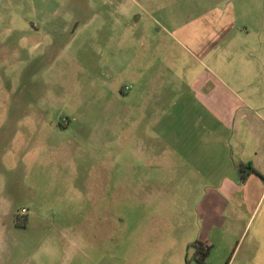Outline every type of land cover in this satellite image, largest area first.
Segmentation results:
<instances>
[{
	"label": "rangeland",
	"instance_id": "374dc122",
	"mask_svg": "<svg viewBox=\"0 0 264 264\" xmlns=\"http://www.w3.org/2000/svg\"><path fill=\"white\" fill-rule=\"evenodd\" d=\"M200 16L214 21L204 51L221 58L212 31L229 18L247 34L244 61L257 64L264 0H0V258L193 264L199 201L142 147L161 141L154 99L141 118L159 87L172 109L220 64L193 52ZM234 243L210 262L242 264L249 242Z\"/></svg>",
	"mask_w": 264,
	"mask_h": 264
},
{
	"label": "crops",
	"instance_id": "0c3cea01",
	"mask_svg": "<svg viewBox=\"0 0 264 264\" xmlns=\"http://www.w3.org/2000/svg\"><path fill=\"white\" fill-rule=\"evenodd\" d=\"M201 16L191 21L193 52L209 62L216 56L220 64L206 67L209 71L188 84L187 91L174 99L172 109L166 108L167 87L163 92L159 87L155 96L147 98L149 107L141 119L152 117L154 99L161 111L156 125L161 141L142 147L153 153L151 158L158 161L162 175L167 169L174 170L175 184L188 188L190 196L199 201L192 214L193 226L199 230L194 246L209 249L206 264H213L210 255L214 250L222 252L225 262L236 240L241 243L239 251L249 242L242 264H264V53L255 59L257 64L244 61L248 47L240 41H246L247 34L229 18L212 31V39L217 37L222 43L221 58L215 50L204 51L202 41L211 36L208 25L214 21ZM236 55L243 56L244 66L235 72L231 63ZM240 165L246 172L250 167L256 172L244 183ZM237 257L230 264H236ZM0 264H14V259L0 258ZM193 264L198 263L194 260Z\"/></svg>",
	"mask_w": 264,
	"mask_h": 264
},
{
	"label": "trees",
	"instance_id": "16d2710c",
	"mask_svg": "<svg viewBox=\"0 0 264 264\" xmlns=\"http://www.w3.org/2000/svg\"><path fill=\"white\" fill-rule=\"evenodd\" d=\"M239 171L242 174V182L244 183L247 179V177L251 174V173H256L251 167L248 168L249 171L246 172L245 168L243 166H239ZM195 248H197V257H196V261L198 264H206V258L208 256L209 253V249L207 247H204L202 245H195Z\"/></svg>",
	"mask_w": 264,
	"mask_h": 264
}]
</instances>
